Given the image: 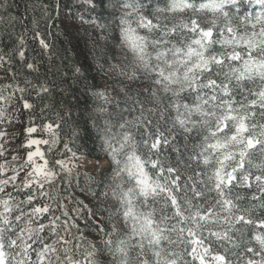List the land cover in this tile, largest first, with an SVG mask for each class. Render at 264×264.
Masks as SVG:
<instances>
[{
	"label": "snow or ice",
	"instance_id": "obj_1",
	"mask_svg": "<svg viewBox=\"0 0 264 264\" xmlns=\"http://www.w3.org/2000/svg\"><path fill=\"white\" fill-rule=\"evenodd\" d=\"M18 7L0 0V35L15 34L14 55L38 72L25 33L51 54L59 20L85 106L67 133L65 115L41 109L13 157L23 163L0 165V264H264V0ZM24 84L15 72L0 84V121L16 102L33 109L26 92L51 95ZM81 133L95 151L79 152Z\"/></svg>",
	"mask_w": 264,
	"mask_h": 264
},
{
	"label": "trees",
	"instance_id": "obj_2",
	"mask_svg": "<svg viewBox=\"0 0 264 264\" xmlns=\"http://www.w3.org/2000/svg\"><path fill=\"white\" fill-rule=\"evenodd\" d=\"M27 0H17L19 7L14 9L16 15H22L25 11V3ZM45 3H59L62 6L68 2V0H43ZM77 0H72L75 4ZM249 11L253 10L252 6H249ZM30 27V25H29ZM49 34H46L45 38L47 42L52 45V52L44 51L41 49L38 42L33 41L28 33H25V39L27 41L25 58L27 62L35 63L38 66V72H33L25 67V61H21L18 56H15L16 50V36L13 34L10 38L0 35V56L4 57L6 61V67L8 71L7 76H2L0 73V84L11 82L12 73L15 72L21 86H25L24 81H31L32 84L27 85L31 90L32 85L47 82L52 89L51 95L42 94L40 97L36 95L35 91H29L25 93V98L33 104V109H26V124L29 126V118L33 119L36 125L41 123V109L43 111V117L48 120L55 119L57 112L66 116L65 132H69L71 128H77L79 131L83 127V109L85 106L84 96L82 89L77 90L74 78L71 73V67L74 61L77 59L76 52L73 49L75 40H71L70 37L65 35L63 25L59 20H53L48 25ZM19 30V29H18ZM40 30H45V23L43 19L40 22ZM82 60V57L80 58ZM66 89V91H61ZM47 105V107H45ZM79 126V127H78ZM15 131L13 139L17 138L21 130L14 127L10 128ZM82 139L76 141V147L79 148L80 153H87L89 151H95L96 145L93 144L92 139L89 136L81 133ZM38 138H45L46 134L38 133L34 134ZM14 148L21 151V145L13 144ZM87 183V178L83 175L80 177V187H83ZM80 187H74L73 191L79 199L88 203L86 199L87 193H81ZM79 190V191H77Z\"/></svg>",
	"mask_w": 264,
	"mask_h": 264
},
{
	"label": "rangeland",
	"instance_id": "obj_3",
	"mask_svg": "<svg viewBox=\"0 0 264 264\" xmlns=\"http://www.w3.org/2000/svg\"><path fill=\"white\" fill-rule=\"evenodd\" d=\"M5 67H6V61L5 60L0 61V73L2 76H7V73L5 72ZM7 111L9 113H14V115H12L11 123H8L6 121H0V132L6 133L5 136L0 138V144H2L5 149V154L3 156H0V165H3L5 161H7L10 166L18 167L20 163H23V160L21 159V160L13 161V157L14 156L24 157L27 149L21 147V151L20 150L18 151L16 148H14L13 144L22 145V142H24L26 139V133H25V129L27 127L26 109H23L21 107V104L19 102H16L12 105V107L8 108ZM12 127L18 130H21L17 138H14V139L12 137L15 134L14 133L15 131H12L10 133V131L12 130L10 128ZM33 138L41 139V138L34 136V134H33ZM45 138H47V134ZM35 147L36 146H33V150L35 149ZM39 147L41 148V150L47 149L46 145H40ZM82 172H83L82 175L87 178V175L89 174L88 170H82ZM8 175L10 176L12 175V173L9 172Z\"/></svg>",
	"mask_w": 264,
	"mask_h": 264
}]
</instances>
